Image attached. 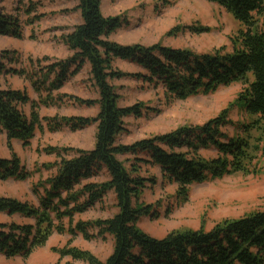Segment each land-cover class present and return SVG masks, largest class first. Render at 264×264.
Masks as SVG:
<instances>
[{"label": "trees", "instance_id": "obj_1", "mask_svg": "<svg viewBox=\"0 0 264 264\" xmlns=\"http://www.w3.org/2000/svg\"><path fill=\"white\" fill-rule=\"evenodd\" d=\"M208 1L223 7L244 27L237 31L230 52L218 49L198 55L160 44L117 43L109 36L123 24L120 17L103 15L100 0H77L80 22L61 39L71 55L45 65L44 79L52 74L45 90L60 89L87 65L98 90L97 99L85 101L86 105L98 104L94 117L63 116L49 122L47 117L39 118L25 91L0 88V132L5 131L9 149L11 140L27 144L36 128L42 127V120L54 130H77L91 124L96 127L94 145L89 150L44 149L56 160L45 164V169H54V173L30 188L36 202L0 196V213L29 220L0 222V254L28 257L53 233H67L72 237L81 234L85 239L107 235L112 238V250L104 260L69 244L53 248L59 258L69 256L87 264H264V209L225 218L208 230H172L159 238L138 226L140 217L151 213L148 205L138 203L139 195L147 183L155 182L153 177L139 174L140 163L159 166L163 175L177 184L182 198H186L192 184L234 172H260L252 161L257 148L254 142L264 144V0ZM28 4L26 14L35 10L31 2ZM0 34L22 37L17 17L1 9ZM115 59L131 62L141 71L124 73L114 69ZM8 72L22 74L16 69ZM124 76L150 85L160 84L180 99L234 82L241 83L243 89L235 100L202 124L183 125L125 144L116 142V136L126 130L124 119L141 117L150 108L142 103L118 105L119 95L111 81ZM33 89L38 92L39 87ZM27 103L32 106L28 117L22 110ZM235 106L247 115L246 121L235 123L229 118V111ZM227 126L237 131L235 135L228 134ZM205 150H212L215 155L205 157ZM102 174L105 179L91 180ZM28 176L18 157H0L1 180H24ZM109 191L117 207L112 216L74 221V215L101 202ZM89 228L96 232L89 233Z\"/></svg>", "mask_w": 264, "mask_h": 264}, {"label": "rangeland", "instance_id": "obj_2", "mask_svg": "<svg viewBox=\"0 0 264 264\" xmlns=\"http://www.w3.org/2000/svg\"><path fill=\"white\" fill-rule=\"evenodd\" d=\"M30 2L35 10L26 14L25 8ZM76 5L77 0H0V9L17 17L22 29L21 38L0 34V88L25 91L32 97L30 101L34 103L39 118L47 117L49 122L63 116L94 117L99 110L98 104H85L87 100L98 98V90L87 65L68 78L60 89L45 90L52 79V74L44 79L45 65L71 55L61 39L80 22ZM100 10L105 16H118L123 21L121 27L109 36L117 43L160 44L188 49L198 55L218 49L232 51V40L237 31L244 28L231 13L208 0H100ZM112 64L114 69L124 73L141 71L137 65L120 59L113 60ZM10 69L22 74L9 73ZM111 83L119 95V106L142 103L150 108L141 117L124 119L126 130L116 136V142L125 144L168 133L183 125L202 124L235 100L243 89L241 83L234 82L209 93L180 99L166 92L160 84L150 85L139 79L124 76ZM35 87H39L38 92L33 89ZM31 109V103L22 106L27 117ZM246 117L244 111L236 106L229 111V118L235 123L246 121ZM46 123L42 120V127L36 128L27 144L11 140V149L5 131L0 132V157L12 158L15 155L29 173L24 180L0 179V196L36 202L31 186L54 173V169H45V164L56 160L54 154L44 150L46 147L89 150L94 145L95 124L77 130L67 127L54 130L49 129ZM225 130L229 135L237 132L231 126L225 127ZM254 143L257 148L254 149L252 166L260 172H234L192 184L188 187L186 198L180 196L177 184L168 180L159 166L140 163L139 174L145 178L153 177L155 182L147 183L139 195L138 203L148 205L151 210L150 214L140 217L139 228L159 238L172 230L199 227L208 230L225 218H237L264 209V144ZM202 155L213 157L215 153L205 150ZM120 159L124 160V157ZM103 179L104 174L91 178L96 182ZM116 211L114 195L109 191L101 202L74 215V221L106 218ZM12 219L29 221L0 213V222ZM88 231L96 232L94 228ZM66 244L87 250L100 260H104L113 247L112 238L108 235L85 239L81 234L72 237L67 233H53L43 246L36 248L28 257H5L0 254V264H65L68 261L87 264L69 256L59 258L53 248L59 249Z\"/></svg>", "mask_w": 264, "mask_h": 264}, {"label": "crops", "instance_id": "obj_3", "mask_svg": "<svg viewBox=\"0 0 264 264\" xmlns=\"http://www.w3.org/2000/svg\"><path fill=\"white\" fill-rule=\"evenodd\" d=\"M30 99L32 100V97H30Z\"/></svg>", "mask_w": 264, "mask_h": 264}]
</instances>
